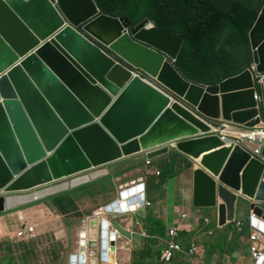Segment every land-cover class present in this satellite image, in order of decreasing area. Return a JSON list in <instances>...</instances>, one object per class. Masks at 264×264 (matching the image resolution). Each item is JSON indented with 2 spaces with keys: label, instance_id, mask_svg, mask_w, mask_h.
I'll use <instances>...</instances> for the list:
<instances>
[{
  "label": "water",
  "instance_id": "1",
  "mask_svg": "<svg viewBox=\"0 0 264 264\" xmlns=\"http://www.w3.org/2000/svg\"><path fill=\"white\" fill-rule=\"evenodd\" d=\"M97 14L91 0H0V214L95 181L107 175L98 169L126 158L154 160L175 144L198 159L221 145L216 137L191 139L198 130L185 106L141 72L208 118L247 128L264 121V77L260 117L249 71L215 87L189 82L167 62L176 59L182 36L152 29L148 20L131 29L127 20L100 16L84 28L95 44L74 28ZM249 38L257 73L264 75V9ZM123 71L124 81L115 78ZM144 198L117 200L104 212L124 214L138 203L136 216L143 218ZM192 202L195 209L215 210L219 226L246 206L264 221V148L258 156L234 142L203 156L193 171ZM98 234L101 259L111 255L110 263L119 238L142 240L117 221H103ZM70 261L86 264L82 254Z\"/></svg>",
  "mask_w": 264,
  "mask_h": 264
},
{
  "label": "crops",
  "instance_id": "2",
  "mask_svg": "<svg viewBox=\"0 0 264 264\" xmlns=\"http://www.w3.org/2000/svg\"><path fill=\"white\" fill-rule=\"evenodd\" d=\"M176 153L173 152L168 156L161 157L152 162V165L149 167L142 166L143 158L132 159L131 161H125L122 163H118L112 165L111 170L115 172H121L131 168L132 166L141 164L134 171H130L127 174L130 178L124 183L119 184L116 190H113L111 194H106L105 199H102L100 203L98 202L97 206L86 205L90 204V202L94 203L98 201V197L101 195H94L97 192V188L99 186L93 187L95 191L92 190L91 194L84 192L79 193V201L78 205L80 207V211L87 215L84 216L85 227L83 228V232H85L86 245L87 248L84 250L79 249L78 245H80L81 236L78 229L79 223L81 221L74 219H69L64 221L60 216H56L54 212L50 210V208L46 205H39L37 209L32 211V214H21V212H13L10 214H5L0 217V238H4L7 234L11 233L10 231L14 230L27 223L36 225L40 224L43 218L46 216V211L49 212L54 218H56L55 223L60 224L61 228L58 229L59 236L53 234L51 229H48L47 232L42 231V229L38 230L37 237L27 249L31 250L33 247V251H35L38 258H42L43 256L46 259H49L52 263H57L56 258L54 256H58L61 252H68L70 254L77 253L83 251L84 254L89 258V264H109L108 262H103L97 257L99 252L98 244L95 242H91L90 233H92L93 229L89 225L91 220L96 219L100 222L103 219L116 220L115 216L107 217L105 215H100L98 217H92L95 215L96 211L103 207L106 204H109L116 200L118 197L116 192L118 190L119 185H124L136 181L139 178H142L145 182V187L147 181L155 180V176L153 175L157 171H163L164 175L167 174L168 169L166 168V163L171 160L172 155ZM186 157L183 155L178 158L183 162V159ZM187 159V158H186ZM156 165V167H155ZM180 162L175 166V174H167L168 182L165 184H159L157 181L149 182L147 187L145 188V200L150 202L152 207L147 208L144 216L149 215L151 218V223L147 224L145 222L140 223L139 232H145L148 237H143L142 239V248L138 243L129 244L128 250L124 248L123 243L124 240H121L117 246V254L115 256L116 264H255L254 259L250 253L251 242L249 241V235L252 233V230H248L247 233L244 232L248 228L247 215L241 214V210L238 211L236 218L237 221L242 222L244 224V229L239 232L235 229L234 232H231V229L225 228L217 229V214L213 210H206L210 212H205L203 209H195L192 206V192H193V181H192V170L186 169L185 171L180 172L181 169ZM132 167V168H133ZM143 173L145 175H143ZM135 175V177H133ZM172 177V178H171ZM149 178V179H148ZM153 178V179H152ZM114 184V182H112ZM139 183L136 182L134 186H137ZM116 187V185L114 184ZM129 187H132L130 185ZM91 207V208H90ZM93 213L92 216H88ZM188 215L187 219H183L182 215ZM238 214H241L238 217ZM209 219L210 224L206 226L203 222L204 219ZM58 219V220H57ZM73 221V224L71 223ZM45 222L50 224L51 218L46 217ZM123 225L127 223L125 221L120 220ZM161 222L162 230L157 237H149L148 228H154L155 223ZM213 223V227L211 226ZM35 225V226H36ZM172 227H179L180 239L179 242L186 252L191 242L194 240L197 241V251L193 256H186L185 254H178L170 263H165L160 260L161 252L166 247V242L168 240L167 232ZM13 228V229H12ZM207 230H214V234L209 236L206 234ZM52 231V232H50ZM244 234V235H242ZM74 237L73 239L71 237ZM64 239V244L59 245V239ZM39 242L37 246H35V242ZM1 247V246H0ZM143 247L145 248L143 251ZM234 253L233 256L231 254ZM141 256V258H140ZM26 263H28L26 261Z\"/></svg>",
  "mask_w": 264,
  "mask_h": 264
},
{
  "label": "trees",
  "instance_id": "3",
  "mask_svg": "<svg viewBox=\"0 0 264 264\" xmlns=\"http://www.w3.org/2000/svg\"><path fill=\"white\" fill-rule=\"evenodd\" d=\"M95 2L103 14L112 18L127 19L133 27L148 19L156 29L183 35L185 43L176 66L189 80L206 84H216L242 72L250 65L251 62H244L238 67L235 59L239 56L243 58L248 54V33L264 6V0H232V2L230 0H95ZM216 63H221L225 69H216ZM172 167L173 165H167L170 171ZM166 181L167 179L163 180V184ZM98 183L102 190L108 188V178ZM95 185L97 183L92 182L85 188L87 186L93 188ZM85 188L60 193L22 208L46 203L57 214L63 216L65 221L82 218L77 203L78 194L86 192ZM145 221L150 224L151 218L148 216ZM161 230V222L155 223L152 229L148 228L151 236H158ZM20 245L27 248L26 244ZM25 259L26 257L23 258ZM6 260L5 264H16L10 256H7Z\"/></svg>",
  "mask_w": 264,
  "mask_h": 264
},
{
  "label": "clouds",
  "instance_id": "4",
  "mask_svg": "<svg viewBox=\"0 0 264 264\" xmlns=\"http://www.w3.org/2000/svg\"><path fill=\"white\" fill-rule=\"evenodd\" d=\"M92 2H93V4H95V6H96V8H97V10H98V14L97 15H95L94 17H92L91 19H89L87 22H85V23H83L82 25H80L79 27H77V28H74L77 32H79L80 34H82L84 37H86L89 41H91V42H93V43H95V41L84 31V28L87 26V25H89L91 22H93L95 19H98L100 16H104V17H108V18H112V17H109V16H107V15H105V14H103V12L98 8V6H97V3L95 2V0H91ZM264 9V6L261 8V10L259 11V14H258V16H257V19L259 18V15L261 14V11ZM112 19H116V20H127V19H120V18H112ZM257 19H256V21H257ZM148 19H146L145 21H147ZM129 23H131L129 20H127ZM145 21H143V22H145ZM149 21V26H150V28H152V29H156L155 28V26H154V24L152 23V22H150V20H148ZM256 21H255V23H256ZM143 22H141V23H143ZM140 23V24H141ZM255 23H254V25H255ZM139 24V25H140ZM254 25H253V27H254ZM138 26V25H137ZM137 26H132V24H131V29H135V27H137ZM252 27V28H253ZM251 28V29H252ZM250 29V30H251ZM130 29H128V31H129ZM159 30H162V29H159ZM163 31H166V30H163ZM166 32H168V33H172V34H175V35H179V36H182L183 38H184V41H183V43H182V46H181V48H180V51H179V53H178V55H177V57H176V59L175 60H167V62H169L178 72H179V74L185 79V80H187V81H189V82H192V83H195V84H200V85H203V86H205V87H215V86H219L221 83H223V82H225V81H227V80H229V79H232V78H236V77H238V76H240V75H242L243 73H245L246 71H249L251 74H252V76H253V81H254V88L256 89V93H255V95H254V98H255V101L257 102V104H258V109H259V116L261 117V109H262V85H263V77H264V75H259L258 73H257V69H256V65H255V63H254V61H253V54H252V47H251V43H250V38H249V33H250V31H249V33H248V42H249V46H248V54L247 55H245V57H237L236 59H235V64L238 66V67H240L244 62H251L250 63V65L248 66V67H246L242 72H240V73H237V74H234V75H232V76H230V77H227V78H225V79H223V80H221L220 82H218V83H216V84H206V83H199V82H195V81H192V80H189L188 78H186L183 74H182V72L177 68V66H176V61H177V59H178V57H179V55H180V53H181V51H182V49H183V46H184V43H185V37L183 36V35H181V34H178V33H175V32H170V31H166ZM96 44V43H95ZM127 49H128V47H127V44H125L124 45ZM102 49H103V51L106 53V54H108L110 57H112L114 60H116L122 67H124L125 69H127V70H129V71H132L133 69H132V67L129 65V64H127V63H125L123 60H121V59H119L114 53H112L111 51H109L106 47H101ZM226 49H230V47H226ZM129 50V49H128ZM157 53H159V52H157ZM161 54V53H160ZM217 65H216V69H218V70H223V69H225V66L224 65H222L221 63H216ZM118 75H120V74H118ZM114 76H115V74H114ZM120 77H122V75H120ZM115 78H116V76H115ZM141 78L143 79V80H145V81H147L148 83H150L152 86H154L157 90H159V91H161V92H163L164 94H166V95H168V96H170L172 99H175L178 103H181V105H183V107L186 109V111L188 112V114H189V116H190V118H189V121H190V123H191V125L192 126H194L197 130H198V132L196 133V134H194L193 135V137L191 138V139H197V140H199V139H204V138H209V137H216V141L217 142H220L221 143V145L220 146H218V148H216V149H212V150H210V151H208V152H205V153H203L201 156H200V158H198V159H195V158H193L191 155H189V154H183V153H181V152H179L178 150H177V148H176V146H175V144H173L172 146H170V150H169V152L166 154V155H164V156H168V155H170L171 153H173V152H176V153H174L173 155H172V157H171V160L169 161V162H167L166 163V168H167V165L168 166H172L173 165V163H174V165H173V167H172V171H170V169H168V171H170V172H167V174H170V173H172L173 175V177L178 173V172H176V174H175V166H176V164L177 163H179L180 162V164L182 165L181 166V169L182 170H180V172L179 173H181V172H183V171H185L186 169H191L192 171V181H193V171H194V167L197 165V162H199L200 160H202V158H203V156H205V155H208V154H210V153H213V152H215V151H217V150H220V149H224V148H230L231 146H232V144L234 143V142H240V143H242L243 145H245V146H247V147H249L250 148V150H252V152L255 154V155H260L261 154V152H262V150H263V148H264V138H261L260 140L259 139H255V140H251V139H249L248 137H243V135H251V133H253V132H261V133H264V121H263V119H261V122L259 123V125H257V126H254V127H252V128H247V127H245L244 125H239V124H236V123H233V122H230V121H227V120H224L223 118H220V119H212V118H208V117H206L205 115H203L202 113H200L199 111H197V109L196 108H193V107H191L190 105H188V104H186L183 100H181L180 98H179V96L178 95H176L174 92H172L171 90H169L167 87H165L164 85H162L158 80H157V77H151V76H149V75H147V74H145V73H142L141 72ZM242 91V90H241ZM220 96V95H219ZM219 101H220V106L222 107V100H221V98L219 97ZM177 103V104H178ZM227 141H229L228 143H226ZM181 155H183V157L185 156L186 158L185 159H183V162L182 161H180L178 158H180V156ZM164 156H162V157H164ZM136 158H143V164H142V166H143V168L144 167H149V166H151L152 165V162L153 161H155V160H157V159H159V158H161V157H159V158H156V159H154V160H148L145 156H137V157H130V158H126V159H124V160H122V161H119V162H116V163H113V164H111V165H109V166H107V167H104V168H101V169H98L96 172H100V171H104V170H106L107 171V175H105V176H103V177H101V178H99V179H97V180H95V181H91V182H89V183H87V184H84V185H80V186H78V187H76V188H74V189H77V188H85V186L86 185H88V184H90V183H92V182H96L97 183V185H95V186H99L98 188H97V192L96 193H94V195H101L102 196V192L100 193V191H98V190H101V188H100V184L98 183L100 180H102V179H104V178H108V183H107V186H108V188H107V191H106V193L104 194V196L106 195V194H109L110 192L112 193L113 192V190H116L117 189V186H118V183L119 184H124L130 177L129 176H127V174L128 173H130V171L132 172V171H134L135 169H137V167H139L141 164H139V165H135V167H131V168H129V169H127V170H124V171H121V172H115V171H112L111 170V167H112V165H115V164H118V163H122V162H125V161H131L132 159L134 160V159H136ZM155 167H156V165H155ZM122 173V174H121ZM121 174V175H120ZM167 174H165L164 175V170L163 171H157V172H155L153 175L156 177L155 178V180H149V181H147V183H146V187H147V185H148V183L149 182H154V181H157V183H158V185L161 183V184H163V180H166L167 178ZM143 175H145L144 173H143ZM124 177V178H127V179H125L123 182H121L120 180H118V179H120L121 177ZM133 177H135V175L133 176ZM172 178V177H171ZM149 179V178H148ZM153 179V178H152ZM71 180H66V183L67 182H70ZM112 182H114V184L116 185V187L114 186V184L112 183ZM136 182H138L139 184L137 185V186H134V184L136 183ZM144 180L142 179V178H139V179H137L136 181H133V182H130V183H128V184H126L125 186V188H123L124 187V185H119V187H118V190H117V192H116V195H117V199L116 200H114L113 202H115V201H117V200H119V201H126V200H130V199H135V198H137V197H140L142 194H144V196H145V184H144ZM168 182V179H167V181L165 182V183H167ZM164 183V184H165ZM130 185H132V187H129ZM94 186V187H95ZM74 189H70V190H68V191H71V190H74ZM131 189H134L135 190V192H133L130 196H128V198L126 199V200H123L122 198H120L121 196H120V194H121V192H124V191H129V190H131ZM87 193H89V194H91V192L92 191H90L89 189H84ZM96 190V189H95ZM65 192H67V191H65ZM64 193V192H63ZM60 194V193H59ZM56 195H58V194H56ZM53 196H55V195H53ZM101 196H99V197H101ZM192 198H193V192H192ZM47 199V198H46ZM43 200H45V199H43ZM113 202H111V203H109V204H106V205H104L103 207H100V209L98 210V211H96V213H95V215H93V213H91V215H88V216H92V217H98V216H100V215H105V216H107V217H112V216H115L117 219L116 220H109V219H103V220H101L100 222L97 220V218L96 219H93V220H97V225L96 226H92V222H93V220H91V222L89 223V225L91 226V228L93 229V231H92V233H90V238L92 239V240H90L91 242H95V243H97L98 244V247H99V252H98V254H97V257H99L100 258V260L101 261H103V262H108L109 264H116V260H115V257H114V261H113V263H110V259H111V255H109V257H108V260L107 261H104V260H102L101 259V249H100V244H99V241H98V238H99V234H98V231H100V227L102 226V222L103 221H106V222H108L109 224L110 223H112V222H114V221H117L124 229H126V230H129V231H131L132 233H137V234H140L141 235V237H142V239H143V237H148L147 236V234L145 233V232H139L138 231V229H139V226H140V223L138 222V221H136L137 219L139 220V221H143V222H145L146 223V218L149 216V215H147V216H144V214H143V218H140V217H137L136 216V213L138 212V211H140V209H141V207H140V205H138V203H135L134 205H135V208H134V210L133 211H129V212H127V213H124V214H120V215H116V214H108V213H105L104 212V209L107 207V206H109L110 204H112ZM90 203H92V202H90ZM78 204V203H77ZM93 204H96V206H97V204H98V201H96V202H94ZM39 205H46V206H48L46 203H42V204H39ZM39 205H35V206H33V207H29V208H26V209H23L22 207L21 208H19V209H16V210H12V211H9V212H4V213H2V214H0V217L2 216V215H5V214H10V213H13V212H23V211H26V210H29V209H32V208H34V207H36V206H39ZM100 205H102V204H100ZM247 205H248V203H247ZM192 206H193V202H192ZM49 207V206H48ZM144 207L146 208V211H147V208H150V207H152V205H151V203L150 202H148V201H146L145 200V198H144ZM50 208V207H49ZM194 208V207H193ZM50 210L52 211V212H54L55 213V215L56 216H60L61 218H63V220L65 221V219H64V217L63 216H61V215H59V214H57L52 208H50ZM205 210H212V209H205ZM244 210V209H243ZM242 210V211H243ZM213 211H215V210H213ZM81 212V211H80ZM87 212V211H86ZM85 212V214L84 213H82V215H83V217L82 218H72V219H74V221H77V220H79V221H81L79 224V226H78V229H79V232H80V238L82 239L81 241L82 242H80V245H78V250L79 249H82V250H84V248H87V243H86V238H85V232H83V228L85 227V219H84V216L85 215H87V213ZM146 213V212H145ZM215 213H216V211H215ZM237 213H238V211H237ZM237 213H236V215H237ZM217 214V213H216ZM246 215H247V221H248V228H247V232H248V230L250 229V230H252V233L249 235V241L251 242V246H250V248H249V250H250V253H251V256H252V258L254 259V261H255V264H264V228H262V226H261V223L264 225V221H262L259 217H257V216H255V215H253L251 212H249V211H247V213H246ZM182 218L183 219H187L188 218V215H182ZM120 220H122V221H125L127 224L126 225H123V223L122 222H120ZM203 222H204V224L206 225V226H208L209 224H210V220L209 219H204L203 220ZM71 223L73 224V221H71ZM231 224H234L235 225V229H237L239 232H241L243 229H244V224L242 223V222H239V221H237V218H236V216H235V220L232 222V223H227L225 226H219V223H218V215H217V223H216V228L219 230V229H222V230H224L225 228H229L230 226H231ZM30 227H33L34 228V237L33 238H31V239H20L18 236H17V234H18V232L19 231H27ZM36 227H35V224H27V223H25V224H23V225H21V226H19V227H17L16 229H15V231L14 230H12V231H10L11 233H9V234H7V236L8 237H12L13 239H15V240H17L18 241V243H20V244H25V243H30V242H32V241H34L35 239H36V237H37V232H36ZM171 230H175L176 231V233H177V236L175 237V238H172L171 236H170V231ZM110 234H112V232H109ZM206 234L207 235H209V236H212L213 234H214V230H207L206 231ZM148 235H149V237H157V236H151L149 233H148ZM242 235H244V234H242ZM167 236H168V240H167V242H166V247L162 250V252H161V256H160V260L162 261V262H165V263H170L174 258H175V256L176 255H178V254H185L186 256H193V255H195L196 254V251H197V241L196 240H194L193 242H191V244H190V247H189V249L185 252L184 250H183V248H182V246H181V244H180V242H179V239H180V234H179V227H172V228H170L169 230H168V232H167ZM252 236H254L255 237V239L254 240H252L251 239V237ZM121 240H124L125 242L123 243V246H124V248H126L127 250H128V248H129V244H131V243H134L135 241L134 240H127V239H125V238H119L117 241H116V246H115V248H116V252L114 253L115 254V256H116V254H117V246H118V244H119V242L121 241ZM11 241V240H10ZM170 241H174L175 243H177V244H179L180 245V247H181V251L180 252H176L175 254H174V256H173V258L170 260V261H164V260H162V253H163V251L167 248V246H168V244L170 243ZM135 243H138V242H135ZM19 244V246H21ZM141 247L140 248H142V240H141V243H138ZM192 244H195L196 245V250H195V252L194 253H192V254H190V249H191V246H192ZM0 246L2 247L3 246V244H0ZM252 248H255L256 249V253L258 254V256L257 257H255L254 256V252L252 251ZM27 249V248H26ZM145 248L143 247V249H142V251L144 250ZM78 250H77V253H73V254H70V256H69V264L71 263V261H70V257L72 256V255H74V254H77L78 256H79V254H82L83 256H84V259H85V263L86 264H89V258L87 259V256L84 254V252L83 251H81V252H78ZM31 252H32V250H30ZM10 257H12L14 260H15V263L17 264V259L12 255V254H10L9 255ZM22 258V257H21ZM140 258H141V256H140ZM1 264H5L4 262H2Z\"/></svg>",
  "mask_w": 264,
  "mask_h": 264
},
{
  "label": "rangeland",
  "instance_id": "5",
  "mask_svg": "<svg viewBox=\"0 0 264 264\" xmlns=\"http://www.w3.org/2000/svg\"><path fill=\"white\" fill-rule=\"evenodd\" d=\"M230 2H232V0H230ZM173 165H174V163H173ZM125 179H127V178H124L122 176L118 180L123 182ZM65 183H66V181H62V182H59V183H55L52 186L62 185V184H65ZM90 186H92V185H90ZM90 186H87L86 189L91 188ZM91 190L95 191L93 188H91ZM106 191H107V188H104L103 190L102 189L100 190V193L102 192V196L98 197V202L99 203L102 201V199H105L104 194L106 193ZM109 194H111V192ZM91 204L95 205L93 203H90V204L86 205V210H87V206H90ZM37 208L38 207H34L32 209L23 211L21 214H25L26 215V214L30 213L29 215H31L32 211L37 209ZM199 210L203 211V209H199ZM204 211L208 212V214L210 215L209 211H206V210H204ZM247 211H248V206H246V208L241 212V214L244 215V214L247 213ZM241 214H238V217ZM46 217L51 218L50 224L45 222ZM40 218H43V220H42V222L40 224L36 225L35 223H33V224L36 225L35 227L37 228V230L39 228V229H42V231L47 232L48 229H51L53 232L52 231H50V232H52L56 236H59L58 229L61 228V225L55 223L56 218H54L51 214H49L48 211H46V216L45 217H40ZM211 226L213 227V223H212ZM228 229H231V232H234L235 231V225L231 224V226ZM245 233H247V230L244 232V234ZM71 238L73 239L74 237L72 236ZM38 243L39 242L36 241L35 242V246H37ZM0 244H3V246L0 247V264L2 262L5 263L7 261L6 260L7 256H9L10 254H12L17 259V264H69V253L68 252H61V250H60V254L58 256H54V258H56V261H58V262L57 263H52L49 259H46L44 256L42 258H38V255H36L35 251H33V247L31 248V250H32V252H31L29 249H26V248H24L22 246H19L20 243H18V241L13 239L12 237L6 236L4 238H0ZM30 244H31V242L28 243L27 245L29 246ZM62 244H64V239L60 238L59 239V245H62ZM233 255H234V253L231 254V256H233ZM24 257H26L25 260H23ZM26 261L28 263H26Z\"/></svg>",
  "mask_w": 264,
  "mask_h": 264
},
{
  "label": "built area",
  "instance_id": "6",
  "mask_svg": "<svg viewBox=\"0 0 264 264\" xmlns=\"http://www.w3.org/2000/svg\"><path fill=\"white\" fill-rule=\"evenodd\" d=\"M243 137H248L249 139L251 140H255V139H261V138H264V133H261V132H253L251 133V135H243ZM17 236L20 238V239H31L34 237V228L33 227H30L27 231H19ZM170 236L172 238H175L177 236V233L175 230H171L170 231ZM252 240L255 239L254 236L251 237ZM196 250V245L195 244H192L191 246V249H190V254L194 253ZM181 251V247L179 244L175 243L174 241H170V243L168 244L167 248L163 251L162 253V260L164 261H170L174 254L176 252H180ZM252 251L254 252V256L257 257L258 254L256 253V249L255 248H252Z\"/></svg>",
  "mask_w": 264,
  "mask_h": 264
},
{
  "label": "bare ground",
  "instance_id": "7",
  "mask_svg": "<svg viewBox=\"0 0 264 264\" xmlns=\"http://www.w3.org/2000/svg\"><path fill=\"white\" fill-rule=\"evenodd\" d=\"M136 48L132 46V50H129V51H134ZM116 78H118L119 80L122 79V81H124L126 78H127V73L125 71H123V75L122 77H120V75L118 74H115Z\"/></svg>",
  "mask_w": 264,
  "mask_h": 264
}]
</instances>
